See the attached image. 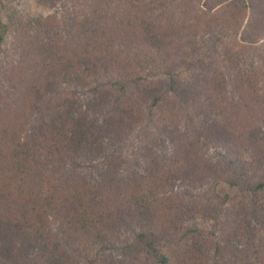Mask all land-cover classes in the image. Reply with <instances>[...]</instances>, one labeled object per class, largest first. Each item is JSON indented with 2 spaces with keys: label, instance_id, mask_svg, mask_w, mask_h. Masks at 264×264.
Listing matches in <instances>:
<instances>
[{
  "label": "trees",
  "instance_id": "trees-1",
  "mask_svg": "<svg viewBox=\"0 0 264 264\" xmlns=\"http://www.w3.org/2000/svg\"><path fill=\"white\" fill-rule=\"evenodd\" d=\"M42 2L0 62V264H264V0Z\"/></svg>",
  "mask_w": 264,
  "mask_h": 264
},
{
  "label": "rangeland",
  "instance_id": "rangeland-1",
  "mask_svg": "<svg viewBox=\"0 0 264 264\" xmlns=\"http://www.w3.org/2000/svg\"><path fill=\"white\" fill-rule=\"evenodd\" d=\"M49 14L50 11L43 5L42 0H2L0 3V23L8 26V34L1 44L0 62L6 60V52L9 48L11 35L22 22L39 16L44 17ZM262 45H264V40L260 41L258 44V46ZM247 157L248 156L244 154L238 157L240 164L237 165V171L249 165L250 161ZM93 179H98V177L94 174ZM211 194H213V196L210 202L214 203L216 206H221L223 210L233 209V205L242 203L243 195L246 196V193L241 192L239 186H230L227 183L218 185ZM214 195L217 197L216 200L214 199ZM191 225L208 235L217 232L216 225L212 223L197 221L192 222Z\"/></svg>",
  "mask_w": 264,
  "mask_h": 264
}]
</instances>
